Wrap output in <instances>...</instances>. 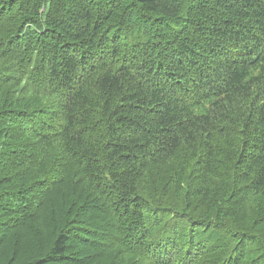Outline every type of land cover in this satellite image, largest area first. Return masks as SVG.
<instances>
[{
	"label": "trees",
	"instance_id": "obj_1",
	"mask_svg": "<svg viewBox=\"0 0 264 264\" xmlns=\"http://www.w3.org/2000/svg\"><path fill=\"white\" fill-rule=\"evenodd\" d=\"M0 264H264V0H0Z\"/></svg>",
	"mask_w": 264,
	"mask_h": 264
}]
</instances>
